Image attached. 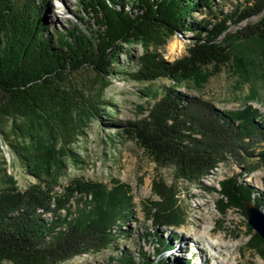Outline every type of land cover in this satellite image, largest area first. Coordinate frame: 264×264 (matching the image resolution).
<instances>
[{
	"label": "trees",
	"instance_id": "1",
	"mask_svg": "<svg viewBox=\"0 0 264 264\" xmlns=\"http://www.w3.org/2000/svg\"><path fill=\"white\" fill-rule=\"evenodd\" d=\"M78 3L81 14L93 19L86 32L77 26L51 27L44 16L51 0H0V129L35 179L23 191L14 181L0 190V264H59L98 253L128 233L123 227L134 218L135 205L126 183L74 177L60 192L54 187L75 160L71 146L89 122L101 118L102 93L89 94L72 76L89 68L103 81V90L111 75L121 73V53L127 63L134 61L133 45L142 52L135 68L124 74L137 82L165 78L174 86L155 96L143 119L113 124L157 167L173 168L175 179L188 183L201 182L229 158L242 163L246 173L264 169V117L258 108L248 101L221 110L178 90L187 82L200 89L224 67L249 78L254 60L262 62L249 48L264 57V0H245L226 13H212L210 20L192 19L191 14L213 12L214 0ZM245 22L235 35L242 43L234 45L229 28ZM188 30L194 41L186 53L173 62L164 59L158 50L171 36ZM152 191L157 199L146 205L149 220L165 229L179 228L184 213L174 186L156 179ZM218 192L221 210L235 207L245 215V201L264 210V193L237 175L223 180ZM148 232L144 234L156 240L157 256L170 249L169 239ZM246 244L264 260V240L257 233ZM119 258L111 264H173L162 257L149 262L145 255L138 262Z\"/></svg>",
	"mask_w": 264,
	"mask_h": 264
},
{
	"label": "rangeland",
	"instance_id": "2",
	"mask_svg": "<svg viewBox=\"0 0 264 264\" xmlns=\"http://www.w3.org/2000/svg\"><path fill=\"white\" fill-rule=\"evenodd\" d=\"M78 1L51 0V5L44 14L47 23L57 29L77 26L86 32L89 26H93V19L91 14H81ZM244 1L214 0L213 12L194 11L191 16L196 20H210L212 13H226L237 3ZM80 15L83 16L82 20ZM245 24L246 22L239 26H230V42L234 45L242 43L235 35L236 30ZM193 41L192 31L177 33L158 52L164 59L173 62L186 53ZM173 45L175 48L172 49ZM253 48L254 46L250 47L248 52L252 56H258L262 62L254 60L256 65L251 68L249 78H240L231 69L224 67L200 89L187 82L178 90L207 101L221 110L236 109L249 101L264 117V57L261 51H254ZM141 52L140 45H133L130 53L134 61L130 63H127L125 54L121 53L118 68L121 73L111 75L103 90V81L89 68H84L72 76L76 84L89 94L100 96L102 93L101 118L89 122L85 133L71 146L75 160L68 163L54 188L60 192L61 186L74 177L107 185L114 180L124 182L130 187L135 215L123 227L128 233L123 237L117 236L113 245L98 253L76 255L59 264H111L112 261H119L120 256L131 257L138 262L142 260V255L149 262L162 257L173 264H230L232 261L233 264H264L259 254L249 249L246 244L252 233H255L247 223L246 213L243 215L235 207L221 210L217 203L220 198V183L235 175L240 182L251 184L264 193V169L257 168L246 173L242 163L229 158L219 163L201 182L188 183L175 179L173 168L157 167L132 138L125 136L121 128L113 124L117 120L125 124L143 119L155 103V96H161L166 88L174 86L165 78L137 82L124 74L135 68ZM156 179L174 186L177 205L184 213V223L177 229L158 226L145 214L148 200L157 199L152 191V183ZM11 181L23 191L35 179L16 158L0 129V190L10 185ZM62 213L65 211L62 210ZM207 226L209 229L206 233L204 227ZM150 230L156 231L163 239H169L170 249L164 248L160 256L155 253V238L144 234H148ZM218 235L230 244L211 245L210 238Z\"/></svg>",
	"mask_w": 264,
	"mask_h": 264
},
{
	"label": "water",
	"instance_id": "3",
	"mask_svg": "<svg viewBox=\"0 0 264 264\" xmlns=\"http://www.w3.org/2000/svg\"><path fill=\"white\" fill-rule=\"evenodd\" d=\"M244 211L249 226L264 240V211L251 201L244 202Z\"/></svg>",
	"mask_w": 264,
	"mask_h": 264
},
{
	"label": "bare ground",
	"instance_id": "4",
	"mask_svg": "<svg viewBox=\"0 0 264 264\" xmlns=\"http://www.w3.org/2000/svg\"><path fill=\"white\" fill-rule=\"evenodd\" d=\"M175 48V46L173 45L172 46V49ZM208 226L207 227H204V231L207 233L208 232ZM214 243H217V244H220V245H225V244H230L229 242H226L222 239V237L220 235L216 236V237H212L210 238V244H214ZM230 264H233V261L230 263Z\"/></svg>",
	"mask_w": 264,
	"mask_h": 264
}]
</instances>
